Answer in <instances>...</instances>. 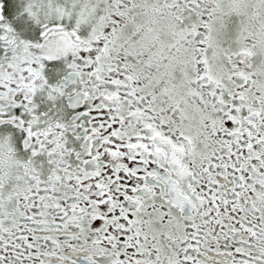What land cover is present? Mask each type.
<instances>
[{
  "label": "snow or ice",
  "instance_id": "1",
  "mask_svg": "<svg viewBox=\"0 0 264 264\" xmlns=\"http://www.w3.org/2000/svg\"><path fill=\"white\" fill-rule=\"evenodd\" d=\"M0 264H264V0H0Z\"/></svg>",
  "mask_w": 264,
  "mask_h": 264
}]
</instances>
